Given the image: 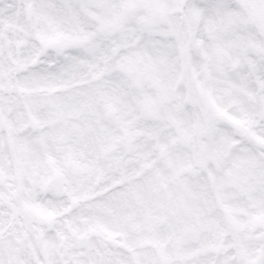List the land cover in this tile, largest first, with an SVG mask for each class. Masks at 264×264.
<instances>
[{"label":"snow or ice","instance_id":"snow-or-ice-1","mask_svg":"<svg viewBox=\"0 0 264 264\" xmlns=\"http://www.w3.org/2000/svg\"><path fill=\"white\" fill-rule=\"evenodd\" d=\"M0 264H264V0H0Z\"/></svg>","mask_w":264,"mask_h":264}]
</instances>
